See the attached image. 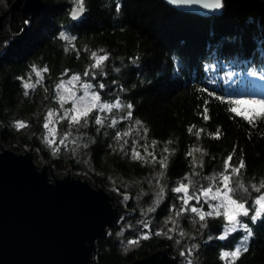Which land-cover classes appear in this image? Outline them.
<instances>
[{
	"label": "trees",
	"instance_id": "trees-1",
	"mask_svg": "<svg viewBox=\"0 0 264 264\" xmlns=\"http://www.w3.org/2000/svg\"><path fill=\"white\" fill-rule=\"evenodd\" d=\"M45 2V10L30 20L29 29L9 41L0 55L3 143L31 142L28 137L42 129L48 105L60 103L57 83L79 74L81 80L94 85L102 101L132 104L133 117L121 119L127 108L104 113L96 110L90 114L88 125L77 130L79 136L89 138L88 142L70 140L67 152L58 156L43 147L45 156L58 168L72 166L76 170L83 168L78 160L89 158L99 183L109 181L108 173H114L118 182L123 180L119 187L127 193L150 190L149 181L157 185L159 178L154 176L163 173L160 180L168 195L156 209L158 214L165 213L166 204L170 207L177 198L182 206L183 193L173 191L181 182H191L192 194L193 189L218 183L208 177H219L224 172L229 155V172L243 160L245 168L238 176L233 174L232 185L239 180L248 188L247 193L238 191L235 198L247 200L248 225L253 235L248 240V251L235 264H264V217L255 223L250 220L254 214L252 200L259 195L251 185L259 186L264 181V121L249 125L235 117L226 104L230 98L264 97V0H224L223 12L208 16L179 10L166 0H83L85 12L80 19L70 15L75 0ZM22 21V11L15 10L16 33L23 31ZM62 32L70 39L66 41ZM92 52L107 54L101 67L92 68ZM34 68L42 78L36 76ZM44 68L48 71L43 72ZM86 71L88 76L83 75ZM25 82L35 87L26 89ZM101 83L103 89L98 87ZM217 96L224 97V101ZM205 106L209 119H204ZM97 114L105 118L103 125L95 124ZM19 116L29 121V128L21 131L16 127L14 121ZM113 119L118 121L114 126ZM128 132L131 134L123 135ZM118 133L121 139H117ZM145 147L157 160L167 156V168L152 161ZM133 148L148 162L133 160ZM74 149L82 151L81 157H75ZM193 149L199 151L189 156ZM139 199L137 203L128 202V207L137 208L138 219L143 215ZM200 202L209 207L208 202ZM178 208L166 207L169 212L181 214L179 228L171 235L179 237L183 245L180 250L185 254L173 250L171 254H179L192 264H229L222 253L240 245L243 231L221 239L225 220L222 213L207 217V223L199 225L189 211H175ZM117 228L113 226L109 235L98 238L95 256L99 264H127L159 248H178L171 237L155 228L135 235L137 244L124 245Z\"/></svg>",
	"mask_w": 264,
	"mask_h": 264
},
{
	"label": "water",
	"instance_id": "water-1",
	"mask_svg": "<svg viewBox=\"0 0 264 264\" xmlns=\"http://www.w3.org/2000/svg\"><path fill=\"white\" fill-rule=\"evenodd\" d=\"M195 1L166 0L179 10L205 16L223 12L224 0L219 9ZM46 6L45 0H15L11 10L23 13L21 35L31 26L30 18ZM11 10L0 13V38H5L2 29ZM84 12L85 8L76 18L70 15L80 19ZM31 147L17 151L0 145V264H99L97 240L119 219L120 211L128 209L123 201L129 193L106 190L105 183L93 185L71 168L55 174L50 164L37 163ZM127 264H178V260L163 247Z\"/></svg>",
	"mask_w": 264,
	"mask_h": 264
},
{
	"label": "snow or ice",
	"instance_id": "snow-or-ice-1",
	"mask_svg": "<svg viewBox=\"0 0 264 264\" xmlns=\"http://www.w3.org/2000/svg\"><path fill=\"white\" fill-rule=\"evenodd\" d=\"M183 2H191V0H183ZM196 2H203L205 7L219 9L223 7V0H196ZM76 7L72 10L71 15L73 18H76L81 15L84 11L83 0H75ZM119 10V6L118 9ZM60 35L67 41L70 38L65 35L63 32ZM92 58L94 59V63L92 64V68H99L102 66V63L108 59L107 54L97 55L96 52L91 53ZM38 78H42V74L40 71H36L33 69ZM48 69L44 68L43 72H47ZM84 76H88L89 72L86 71ZM94 75V73H93ZM39 82V80L37 81ZM79 84V88L83 90V94L77 96V90L75 89V84ZM67 84L73 85L72 88L66 87ZM24 87L26 89H32L35 87V84L25 82ZM94 85L89 82H84L81 80L79 74H74L71 76L70 80L67 82L61 80L56 85L57 92L59 93L57 99L60 102L61 108H63L64 104L67 100L72 101V108L66 109L64 116L61 119H69L70 123L79 125L81 121L87 124L88 118L91 113L98 110L100 113L104 112H112L113 109H122L127 108L126 116L121 117V119H131L133 117V112L131 109L133 108L132 104H123L120 100H116L115 103H109L102 101L101 95L98 91H93ZM100 89L105 87L104 84H99ZM67 93V95H65ZM28 94L27 92L25 93ZM216 99L224 101V97L217 96ZM226 104L230 107L228 110L234 114L235 117H240L242 120L246 121L249 125L256 126L257 121H264V97L262 98H236V99H228ZM204 119H209L207 113L208 108L205 106L203 108ZM53 112L49 111L47 115V122L44 123L43 127L45 129H49V124L52 122ZM96 125H103L105 123V118L97 115L94 117ZM118 121L113 119L111 124L114 126ZM140 121H136L137 125H140ZM15 125L18 129L25 128L27 125L24 121H16ZM145 133L148 131L146 128L144 129ZM189 132L192 131L191 128L188 129ZM49 137H46V142L51 146L56 143L55 134L49 129ZM131 133H124L123 135H130ZM199 135V133H197ZM218 135V133H217ZM121 134H117V139H121ZM61 143H64L61 140ZM168 143H171L169 141ZM156 144L153 141V146ZM58 151L59 149H55ZM165 153L169 150L167 147L163 149ZM199 151V149H193L188 153L189 156L193 155V152ZM145 152L147 156L151 157L152 161H155L161 165L163 168H167L168 157L164 156L163 158L157 160L156 155L153 152H148L147 147H145ZM132 159L133 160H141L144 162H148L145 159V156H142L139 151L135 148L132 149ZM232 160V155L227 157L225 162L224 172L220 173L219 177H208L209 181L218 180V183L212 184L210 183L208 187H202L198 189L196 192L189 195V183L181 182L178 187L174 188L173 191L176 193H183L184 195L180 197L182 201V207L180 209L181 212L190 211L192 213H196L199 216L201 221H204L206 217H211L213 215L220 216L221 209H223V216L227 220V224L224 227V235L220 238L225 239L228 234L234 233L238 228H242L247 232V235L243 237L239 246H236L233 251H224L222 253V258L225 261H229V264H235L237 259L242 255L243 252L248 251V240L253 235L249 225L243 223L240 217H249L250 208L248 206L247 200L240 198H235L238 191H243L245 193L248 192V188L245 187L243 183L239 180L236 181L235 186L232 185L233 174L239 175L241 169L245 168V164L243 160L240 161L238 167H232L231 172L228 171L230 167V162ZM159 175H163L160 173ZM251 187L255 190L259 195L254 199V204L252 206V211L254 214L250 216V220L252 223H255L258 219L264 217V192H261V189H264V181L260 183L259 186L256 184L251 185ZM203 199L205 202L209 203L211 207V211H203L202 208L197 207L195 205L189 206V202L192 200L199 201ZM216 202V203H212ZM180 212H177L179 215ZM183 235V233H181ZM144 238H147L145 235ZM211 239V237H209ZM137 240L129 241L130 244L137 243ZM191 252V249L189 250ZM185 253H182L184 255ZM188 264H192L191 261Z\"/></svg>",
	"mask_w": 264,
	"mask_h": 264
},
{
	"label": "rangeland",
	"instance_id": "rangeland-1",
	"mask_svg": "<svg viewBox=\"0 0 264 264\" xmlns=\"http://www.w3.org/2000/svg\"><path fill=\"white\" fill-rule=\"evenodd\" d=\"M14 2H15V0H12L11 2H10V0H0V5H1L0 13L4 14L3 11L6 13L8 11H10ZM15 10H20V9L13 8L11 10L10 14L8 15V19H5L4 26H3L5 29H2V36H5V38H0V55L4 52L8 42L11 41L14 37L20 36L25 29L24 20H23L21 23V26L23 27V31L21 33H16L14 31L13 18H14ZM20 11H22V10H20ZM31 19L32 18H30V20ZM70 78L71 77H66L65 79H61V80H64L67 82L68 80H70ZM84 82H85V80H84ZM66 87L72 88L73 85L67 84ZM75 89L77 90V96L83 94V90L79 88L78 83L75 84ZM94 89L95 88L93 87V91H95ZM65 95H67V93H65ZM42 106H43V104H42ZM72 106H73L72 101L67 100V102L64 104L63 108H61L60 103H58V105H56V106L48 105V107L46 108L45 115L43 117V125L45 122H47L48 112L52 111L53 116H52V122L49 124V129L55 134L56 143L54 145L50 146L46 142V137H49L50 134H49V129H45L44 127H42V129L37 133L35 131V134H34V132L30 133L28 138L31 137V139H32V141H31L32 147H31V142L26 143L23 141H17L13 144L3 143V141L1 140V132L3 131V128H4L2 119H0V145L2 147L3 146L9 147V148L15 149L17 151H25V149L30 150V147H31V151L35 154L37 163L40 166H44V163L46 165L50 164L51 167L53 168L55 174L68 173V172H70V168H71V172L73 174H77V175L80 174L81 177H84V178L86 176L89 179V182H91L93 185L98 183V184L103 186V183H105L104 185H105L106 190H112L113 192H121L122 188L119 187V183L123 184V180H119V182H118L116 179V177H117L116 174L108 173L107 177L109 178V181H105V182H101V183H99L95 179L93 172L91 170V167H90V161L88 160L89 158H85L84 160H78V162H82L83 168L76 170L75 167H72V166L64 168V169L58 168L54 164L53 160H50V159H48V157L45 156V152H44L43 147L48 148V151H50L49 153L52 154V156H58L61 153L67 152V149L70 147V140H77V142H79L80 144L81 143L85 144L86 142L89 141V138L86 139V136L84 137L83 135L79 136L78 132H77L78 129L84 128L88 125L89 118H88L87 124H85L82 120L79 125L70 123L69 119H67V118L61 119V117L64 116L65 110L72 108ZM97 115H100L103 117L102 114H97ZM16 121H24L27 125L25 128H22L19 130L23 131V130L29 128V121L26 120L25 118L19 116L15 119L14 124ZM65 122H67V123H65ZM38 140H40L39 143H38ZM61 140H63L64 143H61ZM57 148L59 149L58 151L55 150ZM74 148H75V146H74ZM81 152L82 151L81 150L79 151V149H74L75 157L76 156L79 157L81 155ZM154 179H158L157 183L159 185L157 184L155 186L154 185L152 186V182L149 181V184H151L150 190L141 189L142 191H140L139 194L129 193V195L125 197V200L123 201L125 208L132 209V210L125 209V210L120 211L119 219L112 226H108V228L106 230L107 232L104 235H107V234L109 235L110 232L112 231L113 226H118L119 229L117 228L118 231H116V234L119 237L121 243H123L124 245H133V244H130L129 241L136 240L135 235L142 233V232H145V230H147V228H153V229L155 228V230H158L160 232H164V234H167V237L169 236V238L170 237L172 238L171 240H173V244L178 245V248L172 247L173 249L170 248V246H168L170 254H171L172 250L175 252H178V253L180 252L182 254V251L180 250V248L183 245L180 243L179 237H177V236L174 237L171 235L174 229L179 228L178 217H180L181 214L177 215V212H175V213H173L172 211L169 212L166 209V207H167L168 209L171 210V207H175L176 205L179 208H181L182 206H180L181 205L180 200H178V198L176 197L177 198L176 200L171 201L170 207H169L168 203L166 204V207L164 208L165 213H161V214L156 213V209H158L160 204L165 200V198L167 197L166 195H168V192L165 188V185L163 184L162 179L160 180V175H159V177H158V174L155 175ZM125 180H126V178H125ZM127 181L132 182L131 179L130 180L127 179ZM196 191H197L196 189L195 190L193 189V193ZM189 192H190V188H189ZM124 193H127V192H124ZM183 195L184 194H182V196ZM189 195H191V194L189 193ZM139 197L142 199L141 200L142 205H140V206L143 209V215H140V218L138 219L137 208L128 207V202L130 200H134V202L137 203V200L138 201L140 200ZM254 199L255 198H253V200H252V204H254ZM201 200H203V199H201ZM178 203H180V204H178ZM190 203H191V206L195 205L197 207H200L205 212L212 210L210 206L207 207V204L205 206V204L201 203L200 200L199 201L192 200V201H190ZM212 203H216V202H212ZM208 205H209V203H208ZM179 208L175 209V211L179 210ZM221 213H223V209H221ZM190 214L194 217V221L195 222L197 221V223L199 225H205L207 223V220H208L207 217L204 221H201L199 219L198 214L192 213V212H190ZM129 217H132L133 220L129 219ZM240 219L243 223L248 224V222H249L248 217H240ZM227 223L228 222L225 219L224 223H223L224 226L222 229V233H223L222 235H224V227ZM237 230L243 231V236L239 240V244H240L241 241L243 240V237L245 235H247V232L242 228H238ZM114 233H115V231H114ZM135 244H137V243H135ZM180 245H182V246H180ZM181 249L183 250V247ZM171 255H174V254H171ZM174 256L177 257L178 264H188L187 261H183V259H182L183 256H180L179 254H175Z\"/></svg>",
	"mask_w": 264,
	"mask_h": 264
},
{
	"label": "bare ground",
	"instance_id": "bare-ground-1",
	"mask_svg": "<svg viewBox=\"0 0 264 264\" xmlns=\"http://www.w3.org/2000/svg\"><path fill=\"white\" fill-rule=\"evenodd\" d=\"M195 4L197 3L196 1L194 2ZM199 3V2H198ZM0 7H1V5H0ZM41 163V162H40Z\"/></svg>",
	"mask_w": 264,
	"mask_h": 264
}]
</instances>
